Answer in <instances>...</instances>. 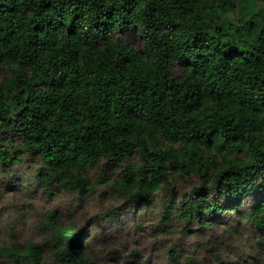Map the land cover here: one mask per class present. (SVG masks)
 Returning a JSON list of instances; mask_svg holds the SVG:
<instances>
[{
	"label": "trees",
	"instance_id": "16d2710c",
	"mask_svg": "<svg viewBox=\"0 0 264 264\" xmlns=\"http://www.w3.org/2000/svg\"><path fill=\"white\" fill-rule=\"evenodd\" d=\"M1 68L0 165L30 158L44 190L81 193L103 164L131 213L264 236V0H0ZM49 217L51 254L93 264L87 229ZM0 252L44 263L36 242Z\"/></svg>",
	"mask_w": 264,
	"mask_h": 264
},
{
	"label": "rangeland",
	"instance_id": "374dc122",
	"mask_svg": "<svg viewBox=\"0 0 264 264\" xmlns=\"http://www.w3.org/2000/svg\"><path fill=\"white\" fill-rule=\"evenodd\" d=\"M126 38L140 51L142 39L136 28ZM8 75L7 69H0V81ZM103 168L100 164L85 170L92 187L80 193L56 184L44 190L38 182L37 165L30 158L0 165V244L23 250L26 243L36 242L41 246L42 264H62L51 254L54 244L46 229L53 211L60 224L87 229V254L93 264H218L206 247L209 236L221 247L223 264H264V236H258L249 224L230 219L237 227L232 234L223 232L228 225L224 222L210 230L184 232L181 224L163 225L151 208L131 213L128 200L117 195L111 198L104 184L106 177L119 173L109 175ZM196 184V178L186 175L179 180L178 190L184 194ZM0 264L30 263L0 252Z\"/></svg>",
	"mask_w": 264,
	"mask_h": 264
}]
</instances>
